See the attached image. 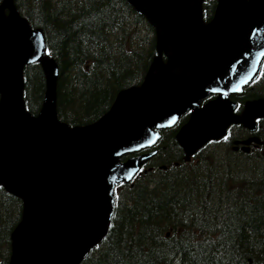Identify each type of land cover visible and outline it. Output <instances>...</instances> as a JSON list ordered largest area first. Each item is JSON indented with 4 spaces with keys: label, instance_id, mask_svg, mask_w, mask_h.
Wrapping results in <instances>:
<instances>
[{
    "label": "water",
    "instance_id": "95a60500",
    "mask_svg": "<svg viewBox=\"0 0 264 264\" xmlns=\"http://www.w3.org/2000/svg\"><path fill=\"white\" fill-rule=\"evenodd\" d=\"M129 1L155 27L167 60L156 57L143 84L121 91L100 120L75 127L58 118L59 68L44 54L43 30L31 28L14 0L0 7V184L25 201L11 264H80L107 234L114 186L130 181L153 153L122 157L154 145L157 129L188 110L178 133L188 153L221 138L234 122L255 130V119L264 117V98L247 101L242 116L230 98L255 78L264 57V0H219L209 23L205 0ZM37 60L47 90L34 117L25 105L23 70ZM211 93L219 96L201 106Z\"/></svg>",
    "mask_w": 264,
    "mask_h": 264
},
{
    "label": "trees",
    "instance_id": "16d2710c",
    "mask_svg": "<svg viewBox=\"0 0 264 264\" xmlns=\"http://www.w3.org/2000/svg\"><path fill=\"white\" fill-rule=\"evenodd\" d=\"M15 4L45 32L60 68L58 116L70 125L101 118L121 90L143 82L158 55L155 29L128 0ZM216 4L207 0V19ZM24 76L26 105L37 116L46 93L41 63L27 65ZM255 97H264V64L253 86L233 99L240 110ZM187 119L162 131L151 160L157 170L120 186L107 235L80 264H264V153L231 151L233 139L249 134L235 124L230 139L206 144L186 160L177 133ZM259 124L264 141V119ZM23 212L24 200L0 185V264L11 262L12 233Z\"/></svg>",
    "mask_w": 264,
    "mask_h": 264
},
{
    "label": "flooded vegetation",
    "instance_id": "af4514ba",
    "mask_svg": "<svg viewBox=\"0 0 264 264\" xmlns=\"http://www.w3.org/2000/svg\"><path fill=\"white\" fill-rule=\"evenodd\" d=\"M215 7H216V6H215ZM252 136H254V135L249 134L247 137L250 138V137H252ZM240 139H243V137H241ZM258 146H259V145H258ZM258 146L255 144V142H252V143L250 144V150H249L248 152H243L242 150H240L239 152L247 153V154H252L253 152L258 151V148H257Z\"/></svg>",
    "mask_w": 264,
    "mask_h": 264
},
{
    "label": "snow or ice",
    "instance_id": "6c2138e0",
    "mask_svg": "<svg viewBox=\"0 0 264 264\" xmlns=\"http://www.w3.org/2000/svg\"><path fill=\"white\" fill-rule=\"evenodd\" d=\"M47 54H48V55H51L50 52H48ZM261 55L264 56V53H261ZM212 90H213V91H218V92L221 91L220 89H212ZM236 90H238V86H233V91H236ZM221 94H223V95H227V92H226V91H223V92H221ZM173 119H175V118H173Z\"/></svg>",
    "mask_w": 264,
    "mask_h": 264
}]
</instances>
